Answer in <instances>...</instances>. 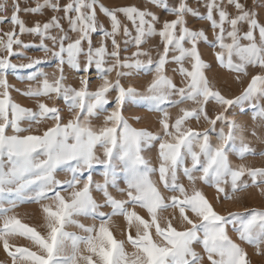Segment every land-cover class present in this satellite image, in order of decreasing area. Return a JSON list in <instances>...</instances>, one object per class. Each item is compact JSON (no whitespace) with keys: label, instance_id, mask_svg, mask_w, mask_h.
I'll return each mask as SVG.
<instances>
[{"label":"snow or ice","instance_id":"1","mask_svg":"<svg viewBox=\"0 0 264 264\" xmlns=\"http://www.w3.org/2000/svg\"><path fill=\"white\" fill-rule=\"evenodd\" d=\"M148 3L175 18L161 22L147 7L110 8L100 0H68L62 8L52 0H38L35 6L23 9L14 5L10 21L13 26H19V33L13 30L4 34L6 40L0 37V52L7 53L0 56V243L11 264H203L205 255L209 264H251L245 248L228 235L229 224L241 242L261 253L264 208L222 215L196 182L199 180L214 188L218 201L221 194L224 200H238L234 194L250 187L264 194L261 187L264 167L234 163L230 159V154H234L244 161L247 156H264V151L257 153L245 136L244 125L226 115L236 105L241 112L250 110L253 120L264 122L261 102L264 101V71L252 75L239 95L228 98L206 75L210 65L198 47L204 42L218 48L214 53L217 63L237 73L235 79L239 81L241 74L248 75L250 67L264 70V23L241 0H206L207 11L203 14L198 8L190 7L186 0H179L175 6H170L168 0H148ZM229 5L234 7L235 15L227 10ZM97 6L108 18L110 28L99 21ZM4 7L0 3V10ZM48 8L54 13L62 10L64 16L52 15L47 21L37 20L26 26L18 15L20 11L35 14ZM118 14L131 22L132 29L122 23ZM188 15L208 21L213 39H209L203 28H190ZM4 19L0 17V22ZM61 19L67 21V29ZM242 25L247 26L246 31ZM25 33L38 36L39 42L25 43L20 39ZM94 34H99L98 46L93 43ZM121 35L123 39L118 40ZM155 36H159L163 50H158L157 58L153 59L151 50L143 45ZM121 44L125 45L124 51L129 45L135 51L121 57ZM14 45L35 47L45 56L26 57L27 63H13L12 56L25 55L14 50ZM49 59L55 61L59 72L58 76L53 73L52 80L39 67ZM185 62L190 68L185 67ZM170 63L178 66L173 71L181 76L183 86H177L167 74L166 65ZM65 65L86 74L79 77V87L65 82ZM92 68L101 81L95 90L90 89L87 75ZM9 70H29L25 79L38 82L23 90L15 89L24 97L37 98L35 110L12 98L9 89L14 86L7 79ZM113 71L115 80L108 75ZM140 73L152 74L143 91L121 83V78ZM111 92H115L112 99ZM40 97L62 99L71 117L63 122L61 109L49 106ZM189 101L194 106L181 107L180 114L170 123L168 108ZM110 103L114 105L111 110ZM128 103L160 113L161 130L153 132L133 127L123 114ZM209 103L220 106L214 117L208 114ZM101 113H106L102 124H93V118ZM201 118L211 127L198 130L188 126V121L199 122ZM132 119L138 121L140 117ZM24 121L28 122L27 127L22 126ZM46 121L54 123L42 134L31 131L33 125ZM217 122L223 125L218 131ZM211 132H216L215 143ZM252 135L264 140L255 128ZM157 142L158 166H153L144 153ZM97 167L101 169L102 182L93 179L92 173ZM59 171L66 174L65 179H57ZM154 174H158V182L152 178ZM181 175L189 182L190 189L181 182ZM120 179L124 180L125 188L118 187ZM160 186L179 195L165 197ZM110 187L126 192L127 199H117L109 191ZM68 189L71 191L66 198L61 191ZM93 190L102 194L101 202L93 196ZM49 200L52 203H42ZM20 203L40 204L46 234L18 218L14 209ZM129 204L145 209L148 218L130 209ZM105 207L110 211L101 210ZM167 209H178L181 223L189 227L183 230L174 227L175 216L166 218L162 227L161 213ZM188 212L198 219H192ZM79 216L98 219L100 223L85 225L76 219ZM117 216H122L127 223V243L134 249L131 252L127 251L125 241L117 239L111 230L112 218ZM69 225H75L83 234L67 231ZM133 228L135 235H132ZM153 229L162 242L153 238ZM16 237L29 240L37 250L10 243ZM196 244L202 246L204 255L196 251Z\"/></svg>","mask_w":264,"mask_h":264},{"label":"rangeland","instance_id":"2","mask_svg":"<svg viewBox=\"0 0 264 264\" xmlns=\"http://www.w3.org/2000/svg\"><path fill=\"white\" fill-rule=\"evenodd\" d=\"M38 2V0H0V3H3L5 5L3 10H0V17H4V21L0 22V37H3L5 40L7 37L4 35L6 32L15 30L17 33H19V26H13L10 17L13 14L14 5H18L20 9L27 8V7H33ZM42 2V0H40ZM53 3H59L61 5V8L64 4L68 2V0H52ZM179 0H168V3L170 6H175ZM188 5L190 7L198 8V10L203 14L206 13V8L204 7L206 0H186ZM242 3L245 4V7L249 10L255 11L257 13V19L264 23V0H241ZM100 3L104 4L106 7H121V6H128V5H136L140 8H149L151 11L155 12L158 17L160 18V21L162 22L165 19H174L175 17L161 9L156 7L153 4L148 3V0H100ZM227 10L230 14L235 15L236 11L234 7L231 5L228 6ZM97 16L100 22L104 24L106 28H110V23L108 18L100 11L99 6H97ZM21 19H23L26 23V26H31L34 21H47L52 15H57L58 17H63L64 13L61 10L60 12L54 13L50 8L44 9L41 13H26L23 11H20L18 13ZM74 15V13H73ZM120 15V19L122 23L127 24L129 29H132L131 22L127 21L126 18L122 14ZM215 15V13H214ZM188 26L194 30H198L203 28L208 35L209 39H213V30L210 26V23L206 20H200L197 18L192 17L191 15L186 16ZM61 24L67 29L68 24L66 20L61 19ZM157 28L161 27V24L158 23L156 25ZM227 27V25H226ZM242 30L246 31L247 26L242 25ZM53 34H57L55 30H53ZM133 34L134 30H133ZM70 35H74L70 33ZM257 39H259L258 32L256 33ZM20 39H22L25 43H31V44H37L39 42L38 36H33L30 34H23L20 36ZM123 39V36L121 35L118 37V40ZM99 40V34L93 35V43L94 45H97V41ZM46 43H49V41H46ZM242 43H247V41H242ZM14 50L22 51L24 52V57H18V56H12L10 59L13 63H19L24 62L27 63L26 57H44L45 53L42 51H39L35 47H29V48H18L17 46H13ZM125 45L121 44V57L130 55L133 51H135V48L131 45L127 46V51H124ZM145 49H150L152 52L153 59L157 58V52L163 50V45L160 42L159 36H155L149 40V42L145 45H143ZM199 50L201 52L202 58L210 65V67L206 70V75L208 76L209 80L214 83V85L221 91L223 95H225L228 98L235 97L239 95L242 90L247 86L249 83L251 76L255 75L257 72L264 71L260 69L259 67H250L248 69V75L243 76L241 74V79L237 81L235 79L237 73L229 72L228 70L220 67V65L217 63L215 59L214 53L216 51H219L218 48H212L207 43L200 42ZM108 48L111 50V43L108 42ZM7 55L6 52H0V56ZM50 57V54H49ZM111 62V61H110ZM41 70L46 71L49 73V79L52 80L55 78V76L59 75V72L56 69L55 61L49 59L48 63L42 64L39 66ZM178 66L174 63H170L166 65V72L169 76H171L174 80V82L177 84V86H183L182 78L178 74V72L173 71V69L177 68ZM185 67L190 68V64L188 62H185ZM29 70H17L12 71L9 70L7 73V79L10 85L14 86L9 89L12 98L17 101L18 103H21L25 107L33 108L34 110L37 107L36 99L37 98H27L22 96L19 92H17L15 89H26L29 84H32L33 86L37 85V81H28L25 79L27 76ZM55 73V76L53 75ZM64 73L66 76V83H70L75 87H79V77L81 75H86L84 73H77L70 68H68L67 65L64 66ZM90 77V89L95 90L96 86L101 82L98 77L97 73L95 71V68H92L90 73L87 74ZM109 78L112 80H115L116 73L113 71L112 73H109ZM152 74L149 73L145 75L144 73H140L138 75H132L128 77L121 78V83L125 86H128L129 84L133 85L134 87L138 88L139 90L143 91L146 87L147 83L151 80ZM115 96V92H111L109 98L112 99ZM38 99L43 100L45 103H47L49 106L55 105L61 109V115L64 118L63 122H66L67 119L71 117V114L68 112L67 107L62 99H58L53 97L52 99H49L47 97H40ZM264 103V101H261ZM194 105L189 101L185 102L184 104L178 105L176 107H170L168 108V111L170 113V123L175 120L177 115H179V109L181 107L184 108H191ZM114 107L113 104L108 105V109L111 110V108ZM207 111L209 116L214 117L216 112L220 111V106L215 105L214 103H209L207 106ZM246 107V105H245ZM123 114L126 118L129 119V123L133 125V127L137 128H147L150 131L157 132L161 130V126L159 124L160 119V113L158 112H152L149 111L147 108L143 106H137L132 103H128L125 105L123 109ZM106 115V113H101V115L97 118H93V124L100 125L103 122V116ZM230 118H234L237 120L238 123H241L245 127V136L252 142L253 146L255 147V150L257 153L264 151V140H257L256 137L252 135V130L255 128L257 134L264 138V122L260 120H253L252 119V112L250 110L241 112L239 106H232L228 109V112L226 113ZM138 116L140 119L137 121L135 119H132V117ZM54 122L53 121H46L42 123L41 125H33L31 131L34 134H42L43 130L47 127H50ZM22 126L27 127L28 122L24 121L22 122ZM188 126L197 128L198 130H203L205 128L211 127L207 124L206 121H204L202 118L199 122L196 120H190L188 121ZM221 122H217L216 130L218 131L220 127H222ZM26 134V133H22ZM212 141L215 143L216 141V132L210 133ZM157 152H158V142L156 145L151 147L150 149H147L144 153L146 158L150 159L153 166H158V159H157ZM230 159L234 163H246L249 166L252 167H264V156L260 155H252L247 156L244 161H240L237 159V157L234 154H230ZM187 163L190 164V161H187ZM101 169L99 167L95 168L93 170V179L95 181L102 182L103 177L100 175ZM196 175H199V173H196ZM66 174L63 171H59L57 173V179H65ZM154 180L158 182V174H154L152 177ZM181 182L185 185L186 188L190 189L189 182L186 178H184L181 175ZM197 187L202 189L206 197L209 199V201L213 204L214 208L222 215H226L228 212L231 211H240L244 212L245 209H251V208H264V194H261V192L256 187H250L242 192H238L234 194L236 197H239V199L234 200H224L223 196L221 194V198L219 201L216 199L217 192L214 188L209 187L205 185L201 181L196 182ZM82 187V184L80 185ZM119 188H125V182L123 179H120L118 182ZM161 187V192L165 197H169L172 195H179L178 193H172L168 192L165 189ZM261 187H264L262 185ZM71 189H68L67 191H61V194L64 195L66 198H68L69 192ZM109 191L117 198V199H127V193H121L117 191L116 188H109ZM93 196L97 199L98 202H101L103 197L102 194L99 192H96L93 190ZM42 203H52V201H43ZM128 207L130 209L134 208L141 216H143L145 219L148 218L147 211L138 205L134 206L129 204ZM104 212H109L110 208L105 207L101 209ZM15 214L18 216L19 219L23 223L28 224L29 226L35 227L38 231H40L42 234H46V228L44 227V218L43 213L40 208V204L38 203H20L18 207L14 209ZM188 215L192 219H198L195 217L191 212H188ZM173 216L176 218L172 220L173 226L176 227L178 230H183L185 227H189L187 224L181 223L179 219V210L178 209H167L161 213V226H165L166 224V218L171 219ZM77 220H79L81 223L85 225H91L95 223L97 226L99 225L100 221L93 220L90 217H84L79 216L76 217ZM2 223V221H0ZM111 230L113 232V235L117 239H121L125 241V247L127 251L131 252L133 251V247L131 244L127 243V223L124 220L122 216H117L112 218V224H111ZM67 231L69 232H76L78 234L81 233L80 229L77 228L75 225H69L67 227ZM153 231V238L157 241H160V238L155 236L154 229ZM228 235L237 243H240L243 248H245L248 258L251 262V264H264V246H262L261 253H257L254 246L249 245L247 243L241 242L238 238L237 233L233 230V227L231 224L227 227ZM132 235H135V229H132ZM162 242V241H160ZM10 243L16 245V246H24V247H31L33 250L35 249L31 242L23 237H16L10 239ZM196 251L200 252L202 255H204V250L200 244L194 245ZM0 262H3V264H11V258L8 257L7 253L4 251L2 243H0ZM203 264H209L207 257L205 255V259L203 261Z\"/></svg>","mask_w":264,"mask_h":264}]
</instances>
